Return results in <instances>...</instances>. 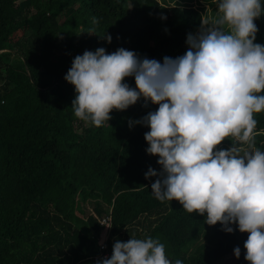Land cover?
<instances>
[{
	"label": "trees",
	"instance_id": "16d2710c",
	"mask_svg": "<svg viewBox=\"0 0 264 264\" xmlns=\"http://www.w3.org/2000/svg\"><path fill=\"white\" fill-rule=\"evenodd\" d=\"M244 144L264 0H0V264H264Z\"/></svg>",
	"mask_w": 264,
	"mask_h": 264
},
{
	"label": "rangeland",
	"instance_id": "374dc122",
	"mask_svg": "<svg viewBox=\"0 0 264 264\" xmlns=\"http://www.w3.org/2000/svg\"><path fill=\"white\" fill-rule=\"evenodd\" d=\"M203 32H206V28L202 27L201 29ZM200 30V31H201ZM198 36V35H197ZM214 42L215 43L217 41V37L214 36ZM195 41V40H194ZM240 66V62L236 63L234 66H232L230 68V70H226V74H232L235 73L236 70L239 68ZM235 157L236 159H238V161L241 162V165L243 166V170H244V175L250 177L251 171H255V172H261L262 168L264 166V162L261 161L262 157H264L263 154H259L254 148H251V146L244 144L239 146L237 149H235ZM170 171H173L172 169H169ZM264 173V172H262ZM91 208V205L87 206V209L89 210ZM90 211V210H89ZM107 234L108 231L105 229V227L102 228L101 230V238H100V242L106 240L107 238ZM204 240L203 236H200L198 243L202 242ZM236 254V251L223 256L222 258H220L219 260H217L214 264H232L233 262V257ZM141 261L138 262L137 260L133 262V264H149L150 263V259L149 257L145 254L144 257L140 258Z\"/></svg>",
	"mask_w": 264,
	"mask_h": 264
},
{
	"label": "built area",
	"instance_id": "2783aa9c",
	"mask_svg": "<svg viewBox=\"0 0 264 264\" xmlns=\"http://www.w3.org/2000/svg\"><path fill=\"white\" fill-rule=\"evenodd\" d=\"M101 224L105 227V229L108 231L109 230V227H110V217L109 216H106L104 218L101 219ZM105 242L102 241L100 242L99 241V244H100V247L101 248H104L105 247ZM103 258H106L107 257V253L102 255Z\"/></svg>",
	"mask_w": 264,
	"mask_h": 264
}]
</instances>
